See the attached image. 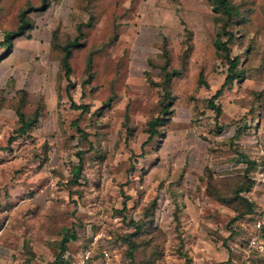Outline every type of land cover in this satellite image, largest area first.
I'll use <instances>...</instances> for the list:
<instances>
[{
	"label": "rangeland",
	"instance_id": "obj_1",
	"mask_svg": "<svg viewBox=\"0 0 264 264\" xmlns=\"http://www.w3.org/2000/svg\"><path fill=\"white\" fill-rule=\"evenodd\" d=\"M229 1L239 78L217 123L227 36L211 0H0V42L31 7L0 47V264H53L67 232L61 264H264V239L249 242L264 217V0ZM16 107L36 123L9 146Z\"/></svg>",
	"mask_w": 264,
	"mask_h": 264
},
{
	"label": "trees",
	"instance_id": "obj_2",
	"mask_svg": "<svg viewBox=\"0 0 264 264\" xmlns=\"http://www.w3.org/2000/svg\"><path fill=\"white\" fill-rule=\"evenodd\" d=\"M213 5H216L222 12V16L224 17V22L222 25V32L223 35L227 36L226 40H222V36H217L214 41V47L217 51L221 52L223 54V57L226 61V64L228 65L227 74L224 79V82L222 86L216 91V93L213 95V97L210 100V106L216 113L215 120L219 121V117L221 114V108L219 105L215 104L214 101L218 98V96L222 93L223 89L229 84L232 83L235 79L239 78V73L235 70L236 66L238 64V58L237 57H231L230 56V47L229 44L232 42L233 39V33L229 32L227 30L228 25L230 24V21L234 14H236V10L233 6H231L229 0H211ZM31 12V7H28L27 9H22L18 13V23L15 27V29L12 30H6L3 32V39L0 42V47H8L11 46V42L23 36L25 34V31L30 28V21L27 18L28 14ZM77 35L72 40H68L63 46H62V58H61V68L64 71L65 77L68 79L71 75V68L69 65V58L71 57L72 49L78 47L80 45L79 40L83 38V33L81 31L80 25L77 26ZM91 58H88L87 64L90 65ZM163 70H166V64L163 67ZM173 75H178L177 71H172ZM171 80V74L169 72H165L164 75V81L163 84H168ZM73 108L80 109L83 112L87 109L84 106H76L73 104ZM167 107L163 108V111L166 112ZM16 114L19 118V128H17L14 133L15 135H12L8 138V145L10 146L18 137H21L31 129V127L36 123V118L33 117H26V115L22 112L21 107H16L15 109ZM163 124V120L159 117H156L154 119H151L147 123V131L148 134L147 141L152 140L157 134L158 130L157 128ZM73 125L78 129L76 122L73 123ZM79 130V129H78ZM81 166L79 165L77 168H75V175H78L80 173ZM251 182H247L244 186L237 189L234 193V195L244 203L245 210L239 213L240 216L248 215V214H254L252 211V205L246 201L243 197H239V194L241 192H245L250 188ZM70 240H75L74 235H70L68 232L65 234L63 239L60 242L59 245V254L57 255L56 259L54 260L53 264H61L62 262V256L66 252V245ZM132 250V247L130 248V252ZM213 264H227L225 262H219V263H213Z\"/></svg>",
	"mask_w": 264,
	"mask_h": 264
},
{
	"label": "built area",
	"instance_id": "obj_3",
	"mask_svg": "<svg viewBox=\"0 0 264 264\" xmlns=\"http://www.w3.org/2000/svg\"><path fill=\"white\" fill-rule=\"evenodd\" d=\"M253 226L257 232L254 237L250 238V244L258 249H262V241L264 239L261 235L264 234V217H257L253 223Z\"/></svg>",
	"mask_w": 264,
	"mask_h": 264
}]
</instances>
